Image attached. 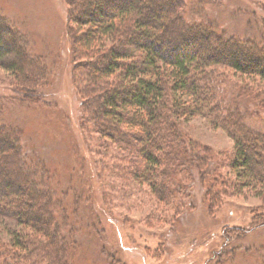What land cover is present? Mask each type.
Here are the masks:
<instances>
[{
	"label": "trees",
	"instance_id": "16d2710c",
	"mask_svg": "<svg viewBox=\"0 0 264 264\" xmlns=\"http://www.w3.org/2000/svg\"><path fill=\"white\" fill-rule=\"evenodd\" d=\"M71 1L69 15L76 25L69 24L66 36L74 42L76 65L83 68L77 71L84 83L78 88L82 110L107 158L92 163V176L108 171L119 182L147 186L156 205L171 209L174 223L192 199L180 180L186 175L206 188L210 212L222 205L218 196L264 184V17L248 10H233L230 16L222 0ZM2 12L1 65L20 74L19 91L32 101L38 86L33 79L39 77L34 65L41 69L44 58L26 57L17 45L19 39L26 43L25 35ZM229 16L241 20L234 31ZM227 69L235 70L236 80ZM205 114L234 140L226 158L184 128ZM19 127L0 123V171L8 168L15 176L0 177V214L20 225L6 238L0 231V264H76L83 250L93 254L88 264H127L117 248L109 247L112 235L85 173L81 188L73 187L75 202L84 200L85 209L71 220L65 205L70 191L52 186L48 174L33 176L32 166L18 172L17 164L25 162L23 143L11 138L19 142ZM24 183L31 195L22 189ZM100 185L106 196L110 185ZM225 231L229 238L244 236L239 228ZM256 237L245 235L243 241L252 249Z\"/></svg>",
	"mask_w": 264,
	"mask_h": 264
},
{
	"label": "rangeland",
	"instance_id": "374dc122",
	"mask_svg": "<svg viewBox=\"0 0 264 264\" xmlns=\"http://www.w3.org/2000/svg\"><path fill=\"white\" fill-rule=\"evenodd\" d=\"M222 1L228 4L230 16L234 11L248 10L264 17V0ZM185 5L186 1L184 7H187ZM72 9L71 0H0L2 13L13 19L20 36L25 35L26 43L19 39L17 45L24 49L26 57L34 60L32 57L42 54L44 58L40 60L42 66L39 65L42 70L34 65L39 77L36 75L38 79H33L34 83L38 82L33 102L19 91L20 74L3 68L0 61V123L20 126L19 142L11 138L16 145L21 144V140L23 143L25 162L17 164L18 172H23L25 166H32L35 168L33 176L48 174L52 186L70 191L65 205L71 220L74 212L81 218L79 212L85 209L84 200L80 205L75 202L73 191L81 188V177L85 173L96 208L103 212V221L112 235L107 239L109 247L117 248L127 264H217L220 261L221 264H264V184L223 198L218 196V201L221 198L223 203L210 212L203 197L206 188L186 175L180 180L191 192L189 198L192 199L181 215L175 216L174 223L171 209L164 204L156 205L147 186L119 182L108 171L100 170L101 176L91 175L92 163L107 158L99 146L94 125L87 121L82 110L83 98L78 88L84 83L77 75L83 68L76 65L74 42L66 36L72 22L69 15ZM187 13H190L189 9ZM220 13L227 14V11ZM236 18L230 17L233 19L231 31L241 22ZM72 23L76 25L75 21ZM12 29L16 30L10 27ZM15 56V53L10 54L6 60ZM27 68H30L29 64ZM227 71L230 78L237 79L235 70ZM184 128L217 157L226 158L234 149L232 137L218 123H211L206 114L197 116ZM3 170L0 177H15L8 168ZM103 181L110 185L108 193L104 192L106 196L101 191ZM203 182L208 185V177H204ZM22 189L30 193L29 184L24 183ZM182 198L180 195L178 200ZM188 199L184 197L185 201ZM16 222L0 214L1 236L6 238L8 231L20 226ZM84 222L85 218L83 225ZM62 227L67 229L64 224ZM226 228H239L244 236L251 238L257 236L256 242H252L257 246L250 249L254 245H245L244 236L229 238ZM234 248L236 254L231 253ZM83 251L74 258L76 264H84L86 259L92 261L93 254Z\"/></svg>",
	"mask_w": 264,
	"mask_h": 264
}]
</instances>
